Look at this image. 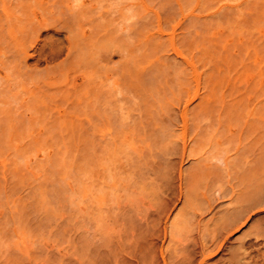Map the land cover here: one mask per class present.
Returning <instances> with one entry per match:
<instances>
[{"label":"bare ground","instance_id":"1","mask_svg":"<svg viewBox=\"0 0 264 264\" xmlns=\"http://www.w3.org/2000/svg\"><path fill=\"white\" fill-rule=\"evenodd\" d=\"M108 1L110 2L108 5L112 4L109 7L115 9L117 15L113 20L111 17H106L107 20L110 19L106 23V27L109 26V23L113 30H110V27H108V30H110L108 31L103 27L104 25L101 26L102 20L98 21L100 23L96 22L95 24L96 17H94V21L91 20L92 18L90 21H87L88 24H86L89 25L87 29L89 30L86 31L84 28L85 23L82 22L83 16H85V14L87 15L88 12L85 10L88 9L85 7L87 6L86 4L80 3L82 5L81 8L80 4V6H77L73 3L75 6L73 8L72 5H70L72 0L70 3H68V0H0V66L2 67H0V83L3 81L1 76L2 73L5 76L4 81L10 76V81L6 80L7 86L10 88V82L13 83L16 80L15 72L12 73L13 70L18 71V73L21 71L23 72L22 74H25L29 78L30 83L25 82L24 76H21L22 74L20 73L21 75H17L19 76L17 77V79H19V81L17 80L18 84L16 82L13 84L11 83L12 86L17 84V86L20 87L19 85L21 82L22 86L18 94L22 96L24 91V96L26 94L25 92L31 96L32 99L27 97L28 94H26L25 97L28 99H26V101L23 99L24 96L22 97L24 105H27L29 99L31 100L29 101L31 104L28 103L27 105L28 109H30V107L32 108V110H29L32 111L29 113V115L31 114V118L35 116L33 112L36 114L40 113L39 121L37 120L36 123V119L34 120L36 124H33L32 122L34 121L29 120L30 118H26V120L24 118L26 122H23L28 125H26L27 127L25 128H28L27 131H31L34 126L36 129L37 124L40 125L37 127V132L39 130L38 133L33 129V133H37V140L42 144L43 142H45V144L53 143L55 148L54 151L52 150L54 149L53 146H47V150L51 149V151H53L47 155L45 154L48 153V151L46 152L44 150L46 146L43 149V152L45 151V160L47 161L44 160V162L46 166L48 165L51 169L46 168V166H44L45 163L44 165L41 163L43 161L37 163L38 160L32 162L31 159H29L32 156L31 158L35 160V155L33 153L37 150L40 151L39 149H34L36 148L34 145V148L30 146V144H35L32 143L33 140L36 142L35 139L31 140L35 134L31 132V134H33L31 135L29 131L27 134L26 129L21 132V134H27V136L26 134L24 135L25 137L20 134L19 138L17 134H13L14 130H19L20 133L21 129L18 128L19 126L17 125H20L19 123L22 121L14 119L15 116L16 119H18V106H16V102L13 101L14 98H8L7 102L6 98L2 97L5 95H2L4 90L0 88L2 90H0V102L3 104L2 107L6 105L5 109H7V111L4 108V110H0V128L2 127L0 129L2 132L0 135V143H5V145H0V156L2 152L7 156L8 154L4 152L8 151L4 150L7 149L6 146H10L7 149L10 152L8 157H5V155L1 156L5 159H3V163H1L0 166V177L1 179L4 177L2 171H5L6 174L9 173L10 175L7 174L9 177L12 174L14 175L11 176L12 179H7L6 177L9 184L12 182L10 185L8 184V188H6L7 186H3V184L2 187L0 183V186L3 188H0V191L2 192V190H4L2 192L3 194H1V192L0 194H6L10 191L9 188L12 189V191H10L12 194H14V191H19V187L24 186L25 183L22 185L18 182H26L27 179L30 180L31 175L36 172H38L36 174L42 176L44 173L47 174L46 171L48 169V172L52 171L53 174V176H51V173L49 176H47L49 173L47 175L44 174V178L35 174V179L34 177H32V179L35 180L36 185L33 181H27L28 185L26 183V186H29V184L31 185L29 188H34H31L33 191L29 188L26 189V186H24L25 190L32 191V193L34 192V194L28 192L31 196L34 195L31 197L27 191H24L26 195L34 199V204L31 199L29 203L32 202L31 204L34 205L35 208L34 206L30 207L26 204L28 201L24 200L25 197L15 200L9 198L10 195H12L10 194L8 200V195L6 194L7 196L4 200L2 199L4 197L0 196L2 197L0 198V210H3L2 216H4L5 213L7 214V216H4L5 218L0 215V219L3 220L2 222L0 221V259H4L5 263L7 262V264H9V259L14 258L12 257V253L16 252L15 257H17V255L21 257L25 255L23 260L24 258H29L27 260L29 262L32 257L30 258L27 256L31 253L28 252L30 249L27 250V247L31 244V241L34 243L31 245H39V247L36 246V248H41L42 250L43 246L39 239L42 236H46V238L43 237L44 239L41 238L42 241L45 242L50 238L48 237L50 235L48 232H45V230L44 232L41 230V223H38L37 221L39 220H37V217H34L39 214L41 219H45V217L51 220L54 218L57 220L59 219L61 220V225L65 222L70 225L73 223V220L75 221L77 215H80L77 219L85 217L87 221L92 223L90 224L93 225L92 228L94 230L90 228L91 225L88 226L89 229H85L86 231L83 227L87 228V226H74L76 223L71 224V228L67 226L70 230L77 229V227L80 228L73 232L77 233L76 235L78 236L80 234L82 236L85 234L84 238H87V233H89L88 236L90 235V232H88L89 230H93L91 234L92 238L90 236L88 237L92 240L98 236L112 239V235L110 236V234H112L110 232L113 231L111 228L112 226H116L120 233H125L127 235L124 237L126 238L125 240L131 235L130 230H135L139 227L142 228V226H144L146 231H150L151 233V231H155L159 227L157 226V228L153 230L156 227V222L161 223L160 221L164 218L163 240L167 245L163 250L168 251L165 253H163L164 251L162 252V264H196V254H199L201 257L197 264H210V261L222 252L225 253V255L222 253L223 258L219 260L222 264H264V217H262V215L260 216L261 213H264V0H245V2L243 0V4H239V2L236 4L239 0H224V2L227 1V5L228 2H231V5H224V7L221 6V4L217 10L218 12L216 11L212 16L205 15L203 16L204 18L196 14V10H199L203 6L193 5L196 0H180L178 3L176 2L178 11H176V9L174 11L169 3L164 4L166 2L162 1V3H164L160 4L161 0H158L156 4V0H151L153 3L155 2V7L157 8L155 9L154 6H151L152 9L157 11L160 9V11L164 12L168 10V12L166 11L165 13L160 11L157 13L156 11L157 14L154 10L153 15L148 11L150 10L147 5V2H149L148 0H132L135 2H133L134 4L132 5L125 3L127 0ZM132 1L130 0L129 2ZM219 1L217 2L220 3ZM221 2H223V0ZM234 3L235 5H232ZM216 4L217 3H215V5ZM224 4H226V2ZM165 5L170 6L171 11L173 10L174 13L169 12V8L165 7ZM207 5H209V3ZM216 6L213 5V7ZM76 7L80 8L76 10ZM197 7H199V9ZM132 8L137 12L139 19H142H138L139 21H137L136 25H132V22L128 24L124 23L125 21L127 22L129 17H127L126 14L130 12L129 9L132 10ZM179 12L181 16L184 14L185 19H183L181 23H185L184 21H187V23H185L186 26L184 27V31V28L179 23L177 25L175 24L176 22L172 23L173 25L175 24L183 28H180V30L178 27V30L183 31L180 32V35L178 34L179 31L176 30L175 33V31L172 30L175 34V38L177 37L178 40L170 37L171 42L173 39L176 40L173 41L176 44L175 47L180 46L176 48V53L180 58L182 57L180 62H174L169 57V53H167L168 57L165 55V53L168 52L166 51L168 50V45H170L167 42L168 39H166L168 35L165 37L162 35L167 32V30L164 31L163 27L167 29L169 24L173 22H169L171 19L169 15H173L175 19L174 14H178ZM161 13L163 16H160ZM179 14L178 16H180ZM149 15L157 19L155 24L152 22L155 26L149 24L152 18V16L150 17ZM167 15L168 17H166ZM131 17L130 21L133 20ZM160 17L168 19L165 20L163 18L162 20ZM100 18L104 17L100 16L98 19ZM117 19L118 21L120 19L122 22H117ZM50 20L58 21L55 25L59 22L61 23L62 20L63 29L67 32L65 36L67 45H63L62 42L52 37L42 38L40 34L41 30H46L49 29L50 26H53L50 24ZM146 20H148V22ZM113 22L117 23L115 24V28L114 24L112 25ZM161 22L163 25V22H165V26L162 25L163 29H161ZM178 22L180 21L178 20ZM123 23L126 24V26ZM212 24L214 25V29ZM118 25H124V27L121 28V26L119 27ZM149 25H152L153 30L156 29L155 31H158L156 35L155 33H153V36L150 35L152 33L150 31L152 27L150 28ZM208 25L210 29L214 31L210 32V29L208 30L207 27ZM176 26H172V28L174 27L176 29ZM161 30H163L164 33L161 34ZM169 35H171V31ZM33 38L37 39H34V41H36L35 43L34 41L32 42ZM163 40H166L165 42L167 45H165ZM37 42H42L43 45L50 46L51 50H53L52 52L55 53V51H57L58 54L55 53L56 55H59V53L63 51V48L66 49V58L63 62L53 67L54 69L50 68V70H48L50 72H46L44 76L40 77L37 75L36 68L28 64V59H31V55L34 56L33 53H29L31 44L33 48V44ZM132 42H134L136 44L135 47L138 48L136 51V48L132 47L134 46ZM47 43L49 45H47ZM54 53H52V56ZM114 55H118L120 56L119 58H121L118 59L120 60V62H118L119 64L117 63L118 65L112 63V57ZM73 69L84 70V72L81 71L82 76L75 78V80L72 78L73 80L71 81L73 84L67 82L66 85H70L62 88L53 86L55 84V86H57V83L51 80V77L53 76V79L56 75L55 73L61 76L63 72H66L65 74L69 78L72 75H68L70 74L68 71ZM88 69L98 70L97 72H100L95 78L93 77L95 74L91 76V72L89 74V72L86 71ZM8 71L12 73V76ZM6 73L10 75L8 76ZM34 73L36 74L33 75ZM14 74L15 77H13ZM23 81L26 85H24ZM4 86L6 87V84L3 85L2 83V85H0V87ZM29 86L31 88L33 86L34 89L30 90ZM8 87H6V91L11 89H8ZM27 88L29 89L27 90ZM11 91L13 92V88L9 93H11ZM36 98L39 99L36 100ZM183 100L184 102H182ZM9 101L12 102L11 106V102ZM51 101H54V103L61 102V104H67V108L65 107L66 105L62 107L63 104H57L58 107L55 108L56 110L60 108L62 112L64 111V114L58 112L60 109L56 111L58 118L63 115L62 118L55 119L57 116L54 115V110L50 108V105H47L52 103ZM6 103L9 105L7 106ZM33 103H40L42 105L40 106L39 104L41 107L39 112H37L39 106L33 105ZM12 106H15L17 109ZM34 106L35 108L37 107L36 111ZM42 108L45 113H43ZM46 108L49 112L53 113L47 114L48 117H50L49 121L50 119L52 120V118L55 119L53 121L54 123L51 121V125H49L50 122L48 121V117L44 116L48 113ZM8 109H14V112L10 110L14 117ZM15 110H18V114ZM9 112L11 113V117ZM1 113L4 114L1 116ZM81 113L82 116L85 117V120H80L78 123H76V120L73 122L71 120L72 118H68V121L65 117L67 114H77L76 116L78 118V115H81ZM59 114L61 115L59 116ZM21 117L23 118L24 116ZM10 118L13 120L11 119L10 121ZM43 118L44 120L46 118L47 120L45 121L49 122V124H43L45 123ZM27 119L33 125L28 123ZM14 120L15 122H13ZM13 123H17V125H13ZM25 124L22 123L23 126ZM14 126H16L17 129L14 128ZM23 126L22 129L24 128ZM46 126L47 128H45ZM3 128L4 130H2ZM8 128L13 129H9L8 131L12 132L13 136L16 135V137H14L18 138V141L17 139L16 141L15 139L13 140L11 137L7 138V135H12L5 133L8 132L6 130ZM39 128L42 129L43 132H40ZM53 129L56 132H54ZM56 129H59V131ZM44 130L45 132H50L45 133ZM61 130H63V134L68 132L66 136L70 141L66 138L67 141L63 139L66 137L65 135L62 138L64 141H61V138L59 139L58 136L60 134L58 133H61ZM179 130L184 135H191L189 138L190 145L184 140L182 143L179 142L181 140L180 138H183L181 132V136H178L179 133H176ZM76 131L80 136L79 139H81V148L80 150L78 148L80 153H77V148H73L74 146H69L74 145L72 144L73 142L75 143L73 140L78 139L73 137ZM16 132L17 131H15V133ZM72 132L75 133L72 134ZM39 133L48 135L43 136L42 134L39 135ZM49 133H51V135ZM55 133L58 135H55ZM69 133L72 134V136ZM29 135L30 137H28ZM52 135L57 136V139ZM42 136L48 137L45 140ZM69 136L73 140L70 139ZM39 137L44 139H42L43 142L40 141ZM22 138L25 144H29L30 142L29 147L34 149L33 151H36L32 153V149L30 148L31 150L29 151V149H27L28 146L25 144L24 146L26 149L22 145L18 146L20 148H17L15 145L18 143L22 144ZM28 138L31 141L28 142ZM2 139L7 142L3 143ZM10 139L12 142L8 141ZM53 139L55 141H61L62 147L65 141L66 145L71 141L72 143L67 147L64 145L61 149L59 147L61 143L59 144L57 141V144ZM26 140L27 142H25ZM8 142H10V144ZM35 145L38 148L41 146L40 144L39 146L37 144ZM12 146L20 149V152H18L17 149L15 150ZM41 147L43 148V146ZM11 148L14 149L15 153ZM23 150L29 151L28 154H26L27 152L22 153L21 151ZM16 153L18 156H15ZM24 153L28 157L30 155V157L28 158ZM80 154L81 159L80 157L77 159ZM11 155L14 156V158ZM76 155L77 157H75ZM15 157L18 159L20 158L22 164H25L19 166L21 162L18 161H20V159L16 161ZM10 158L13 159L11 160ZM26 158L31 162H27L28 159L26 161ZM7 159H10L11 163L7 161ZM1 160L2 158H0V161ZM5 160L8 164H4L6 162ZM186 161H191L188 168L183 167ZM26 164H31L29 165V169L35 164H41L46 169L41 167V165L34 166L32 170H29L33 171V173L31 172L32 174H30L27 171L28 169L24 171ZM10 166L16 167V170L14 171L15 168ZM39 166L40 169L35 168ZM3 167L7 169V172L6 169L3 170ZM10 168H13V170ZM41 168L43 171H41ZM21 169H24L22 171L24 173L21 172ZM39 170L43 173L40 174ZM21 173L22 176L19 175ZM25 173L29 175L27 174V176ZM57 175L59 181L57 180ZM149 176L150 178H148ZM19 177L21 179L24 178L22 179L23 181ZM37 177H39L38 183ZM173 178H176L178 181V201H180L181 198L183 199L182 208L179 210L177 209L178 211L173 216L171 215L172 213H168L166 217H164L166 211L170 209L169 205H171L174 200L170 202L171 199L169 201L168 198L166 201L162 200V202L159 198L160 195L158 196L157 194H161L163 190H166V187L170 186V182L172 180L174 181ZM1 179L0 181L3 182L5 177L3 181ZM69 179L71 180V184H74L72 186L75 187H71V189L74 188L72 189V193H70L71 191L68 187V185H70ZM93 179L97 188L94 193L91 192L90 188V183ZM148 179H151V181L149 180L147 184ZM55 180L58 181V187L55 186ZM137 182L141 183L137 184ZM161 182L166 184H161ZM45 183H48L46 187H50L51 189H47ZM156 183H159V186L156 185ZM12 185L13 188L11 187ZM14 186H17L18 189L17 187L14 188ZM43 186L46 190H49V192L46 191ZM65 187L68 190H65ZM22 188H20V190ZM169 188H171V186ZM52 189L53 191L54 189L57 191V195L55 193L56 191L54 193L52 192ZM64 190L68 195L63 194L66 193ZM160 190L162 191L160 192ZM184 190L186 191L182 192ZM59 191L60 194H58ZM131 191L136 193L137 198L139 196V198H145L142 200H134L132 199L133 194ZM46 192L50 193V197L51 194L55 195L49 199ZM59 195H63L61 199L69 200L68 206L67 202L65 203V201L59 198V203L64 202L60 204L61 207L67 208V212L65 208H59L60 205L58 202V204L56 203L58 199L57 196ZM77 195L79 197H77ZM155 195L157 196V201L154 198ZM150 199L155 200V203ZM10 200H15V202L11 203L12 201ZM22 200H24L23 203ZM108 201L110 203L112 201V205H110ZM104 202L105 206L103 205ZM157 202L159 203L156 204ZM53 203L55 207L58 206L56 208L57 212L54 209L55 207L51 205ZM79 205L80 207L82 205L81 212L78 210ZM109 205L111 207H108ZM105 207L107 210L104 209ZM27 208L29 212L33 210L29 213L26 211ZM70 208L74 215L72 212L68 214ZM63 210L66 212L67 217H70L71 213V219L73 218V220L70 218L67 219ZM58 211L63 212V218ZM32 212L35 213L34 216ZM25 215H28L27 217L31 215L30 218H27L28 221L31 220L32 222V217L35 219L33 223L34 225L36 222L39 224V226H37V224L36 226L39 228L38 231L43 232L41 233L43 235H40V232L38 233L37 231L34 233H38L37 235H39V237L34 236L31 222H26L27 219ZM136 216H139L140 220H137L138 217ZM256 216L259 218L258 220L254 219ZM41 219L39 222H41ZM45 220L42 221L44 222ZM131 220H133V223L135 221V223L133 224ZM252 220L255 221L252 222ZM48 221H45V223ZM130 221L131 223H127V226L124 224ZM81 222L82 225L85 224L83 220ZM120 222L123 223L126 228H130L125 230V226L122 224L123 227L120 225L122 228H119ZM250 222L252 223L249 225ZM27 223H29L28 225H30L32 229H29L30 226L28 227ZM115 224H118V226ZM135 224H137L136 227ZM147 225L149 227H146ZM36 226L35 228L37 229ZM10 227H12L13 232L11 233H13V235H11V238H7L8 240L3 239L5 240L3 241L1 239L4 238L2 237L3 235L7 234V236L10 237V234L5 231L6 229L7 232H10ZM7 228H10V230ZM117 228L115 229L117 230ZM123 228L124 231H128L129 234L123 230V232H121L120 229ZM243 228H246V230L242 232ZM66 229H64L65 231H63V233L66 232ZM115 229L114 234H116V236H113L116 241L115 243L124 240L123 237L116 233L118 230L116 231ZM142 229L141 231H143ZM137 231L138 229L136 232ZM47 233L48 235H46ZM156 234L159 233L157 232ZM134 235L130 236L128 239L130 240L132 237L134 240L138 236V240L140 238L142 239V236H144L141 234V237H139L140 233L136 237ZM147 235H149V233ZM150 235L149 237L147 236L149 239L146 237L148 240H150L155 233H152L151 237ZM155 236L153 238L157 240L158 237ZM144 237L143 239H145V242L146 238ZM88 238L86 240H88ZM131 240L129 242L133 243ZM142 240H138L140 244ZM135 242L134 240V244ZM150 242L152 241H149V243ZM134 244L132 246H134ZM167 247L168 249H166ZM29 248H31V246ZM22 251L24 252L22 253ZM17 252H20V254ZM10 253L11 256H9ZM34 257L37 256L34 255L33 258ZM37 259H40L42 262V258L39 257L32 260L37 261ZM14 261L16 260L11 261V263L14 264ZM36 261H34V264ZM16 263L17 261L15 264ZM213 263L220 264L218 261Z\"/></svg>","mask_w":264,"mask_h":264},{"label":"rangeland","instance_id":"2","mask_svg":"<svg viewBox=\"0 0 264 264\" xmlns=\"http://www.w3.org/2000/svg\"><path fill=\"white\" fill-rule=\"evenodd\" d=\"M68 1H69L68 3L71 2V0H68ZM125 1H126V0H125ZM129 1H130V0H127V2H125V3L130 4V5H132V4L135 3V2L132 1V0H131L132 2H129ZM148 1H149V2H147V3H148L147 5H148V9H150V10H148V11H150L149 13H151V14L153 15V11H154L155 9H157V8L155 7V6H156V5H155V2H156V4H157V1H158V0H156L154 3H153L154 0H153V1L148 0ZM159 1H160V0H159ZM162 1L166 2V3L163 2L164 4H168V3H169V5L173 7L172 9H174V11H175V9H176V11H178V10H177V7H176V6H177L176 4H177L178 1H180V0H177V1H176V0H161V3H160V4H163ZM206 1H207V0H205V1H204V0H199V1L196 0V1L193 3V5H200V7L203 5V6H202L203 8H202V7L200 8L201 10L199 9V7H197V8L199 9V10H196V14H197V15L202 16V17L205 16V15H206V16H207V15H211V16H212V15H214V13H216V11L219 9V7H220L221 4H222L221 6H224V5H225V6L231 5V2H230V3L228 2V5H227V1H225L226 4H224V3H225L224 0H223V2H221L222 0H220V1L217 0V1H219L220 3H218L216 0H214V1H212V0H211V1L208 0L207 2H206ZM246 1H248V0H246ZM128 2H129V3H128ZM133 2H134V3H133ZM176 2H177V3H176ZM238 2H239V4H243V3H242L243 0H239V1H237L236 4H237ZM244 2H245V0H244ZM73 3H74V5H77V6H78L80 3H81V4L83 3V4H86V5H87V6H85V7L88 8V9H85V8H84L85 10L88 11V12H87V15L85 14V16H83V21L81 20L83 23H85V27H84V28H85L86 31L89 30V29H87V28H88L87 26H89V25H87V24H88L87 21H88V20L90 21L91 18H92L91 20L94 21V17H96L95 24H96V22H98L99 20H100V21L102 20V24H101V26L104 25L103 27H105V28L108 30V27H110L111 24L108 23L109 26L106 27V23L108 22V20H110V19L107 20V18H108V17H109V18L111 17V19L113 20V19H115V18L117 17L116 12H115V9H112L111 7H109V6H111L112 4H111V5H108V4H110V2H109L108 0H107V1H103V0H72V2L70 3V5H72V7L74 8L75 6L73 5ZM125 3H124V4H125ZM149 3H150V4H149ZM180 3H181V2H180ZM202 3H203V4H202ZM208 3H209V5H207ZM215 3H217V4H216L217 6L215 5ZM232 3H233V2H232ZM81 4H80V5H81ZM122 4H123V3H122ZM152 4H153V5H152ZM204 4H206V5H204ZM218 4H219V5H218ZM245 4H246V3H245ZM80 5H79V6H80ZM173 5H175V6H173ZM213 5L216 6L217 8H216V7H213ZM232 5H235V3L232 4ZM151 6H152V7L154 6L155 9H152ZM170 6H168V5L166 6V5H165V7H168V8H169V12H173V13H174L173 10L171 11V7H170ZM225 6H224V7H225ZM112 7H113V6H112ZM150 7H151V8H150ZM157 7H158V6H157ZM175 7H176V8H175ZM76 8H77L76 10H78V8H80V7H76ZM81 8H82V5H81ZM107 8H108V9H107ZM151 9H152V10H151ZM76 10H75V11H76ZM105 10H106V11H105ZM129 10H130V12H128V13L126 12V13H127L126 16H127V17L129 16L127 22L125 21L127 18H126L125 20H123V21H125L124 23H126V24L132 22V25H136L137 21H139L141 18L139 19L137 12H135V10H134L133 8H132V10H131V9H129ZM158 10L160 11V9H158ZM164 10H165V9H164ZM220 10H221V9H220ZM220 10H219V11H220ZM112 11L115 12V13H113ZM125 11H126V10H125ZM148 11H147V12H148ZM156 11H157V10H155L154 12L156 13ZM159 11H157V13H158ZM166 11L168 12V10H165V12H166ZM101 12H102V13H101ZM104 12H105V13H104ZM110 12H111V13H110ZM134 12H135V13H134ZM160 12L163 13L164 11H160ZM165 12H164V13H165ZM199 12H200V13H199ZM217 12H218V11H217ZM85 13H86V11H85ZM99 13H100V14H99ZM108 13H109V14H108ZM155 13H154V16H155ZM157 13H156V14H157ZM162 13H161L160 16H163ZM179 13H180V12H179ZM179 13H178V14H179ZM82 14H83V12H82ZM98 14H99V15H98ZM104 14H105V15L107 14V15L105 16ZM129 14H130V15H129ZM132 14H133V15H132ZM159 14H160V13H159ZM159 14H158V15H159ZM178 14H174V15H175V19H174L173 15L170 16V15L168 14V15H169V18H171V19L169 20V22H171V21H173V22L170 23L171 26H170V24H169L168 22H166L167 24H169V26H168L167 29H166V27H163V28H164V31L167 30L166 33H164L163 30H161V32H160L161 34L164 33V34L162 35L163 37H165L166 35H168V36L166 37V39H168L167 42H168V44H170V45H168V50H166V51H168V52H166V53L164 52V53H165V55H166L167 57H168V55H169V57L171 58V60H173L174 62H180V61L182 60V59H181L182 57L180 58V56L176 53V48H177V47H180V46L175 47L176 44H175V42H173V41L178 40V38H177V37L175 38V34H174L173 31H175V33H176V30L179 31L178 34L180 35V32H183V31L185 30V28H184V27L186 26L185 23H187V21H184L185 23L182 22V23H183V25H182L181 21L184 19V14L182 15L183 17L181 16V13L179 14L180 16H178ZM131 15H132V17H131ZM134 15H135V17H134ZM152 15H149V16L151 17ZM168 15H167L166 17H168ZM100 16H103L104 18H100V19H98ZM107 16H108V17H107ZM154 16H152V18L150 19L149 24H152V22H154V24H155V22H156L157 19H155L156 16H155V18H154ZM164 16H165V14H164ZM176 16H177V17H176ZM106 17H107V18H106ZM130 17H131V19H133V20L130 21ZM146 17H147V16H146ZM181 17H182V18H181ZM163 18H164L165 20L168 19V18H165V17H163ZM163 18L160 17V19H162V20H163ZM172 18H173L174 20H173ZM178 18H179V19H178ZM185 18H186V17H185ZM203 18H204V17H203ZM138 19H139V20H138ZM55 20H56V19H55ZM105 20H106V22H105ZM141 20H142V19H141ZM162 20H161V21H162ZM178 20H179L180 22H178ZM184 20H185V19H184ZM59 21H60V20H59ZM116 21H117V22H122V21H120V19H119V21H118V19H117ZM128 21H129V22H128ZM146 21L148 22V20H146ZM167 21H168V20H167ZM50 22H51L50 24H52L53 26H50V28L47 27V28H49V29L41 30L40 34L42 35V38H43V37H52V38H54L55 40H58L59 42H62L63 45H67V42L65 41V36H66L67 32L63 29V26H62V20H61V23L59 22L60 24L58 23V24H56V25H55V23H57L58 21L56 22V21H54V20H53V21L50 20ZM174 22H176V23H175L176 25L179 23L184 29L181 28V26H176L175 24L173 25L172 23H174ZM83 23H82V24H83ZM86 23H87V24H86ZM98 23H100V22H98ZM98 23H97V24H98ZM104 23H105V24H104ZM124 23H123V24H124ZM163 23H164V25L162 24V22H161V24H160V25H161V29H163V28H162V25L165 26V22H163ZM113 24H114V28H115V26H116L115 24H117V23H114V22H113L112 25H113ZM118 24H120V23H118ZM126 24H124V25L126 26ZM154 24H152V25L155 26ZM167 24H166V25H167ZM124 25H122V26H121V25H118V26H119V27L121 26V28H122V27H124ZM152 25H149V27L151 28ZM212 25H213V24H212ZM60 26H61V27H60ZM83 26H84V24H83ZM98 26H99V25H98ZM128 26H129V25H128ZM172 26H176L177 28H176V29H175L174 27L172 28ZM59 27H60V28H59ZM119 27H117V28H119ZM178 27H179V29H180V28L183 29V31H180L181 29L178 30ZM207 27H208V30H209V29H210L209 25H208ZM150 28H149V29H150ZM155 28H156V27H155ZM171 28H172V29H171ZM211 28H212V27H211ZM109 29L111 30L112 27H110ZM213 29H214V25H213ZM110 30H108V31H110ZM112 30H113V29H112ZM117 30H118V29H117ZM152 30H153V27L150 29V31L152 32V33L150 32V33H151L150 35L153 36V35H154L153 33H155V35H156V33H157L158 31H155L156 29H154L153 31H152ZM157 30H158V29H157ZM172 30H173V31H172ZM99 31H100V30H99ZM99 31H98V33H99ZM119 31H122V30H119ZM119 31H117V32H119ZM162 31H163V32H162ZM170 31H171V35H169V34H170ZM212 31H214V30L210 29V32H212ZM122 32H123V31H122ZM124 32H125V31H124ZM101 33H103V32H101ZM113 33H114V32H113ZM120 33H121V32H120ZM172 33H173V34H172ZM114 34H115V33H114ZM116 34H117V33H116ZM118 34H119V33H118ZM123 34H124V33H123ZM173 36H174V37H173ZM176 36H177V35H176ZM170 37H171V38H175L176 40L173 39V41H172L173 43H172ZM34 39L37 40L36 38H33L32 42L34 41ZM54 39H53V40H54ZM163 39H165V38H163ZM169 39H170V40H169ZM163 41H164V40H163ZM165 41H166V40H165ZM165 41H164V42H165ZM32 42H31V43H32ZM35 42H36V41H34V43H35ZM63 42H64V43H63ZM178 43H179V42H178ZM39 44H40V45H39ZM133 44H134V46H132V47H135L136 44H135L134 42H132V45H133ZM174 44H175V45H174ZM29 45H30V43H29ZM36 45H37V46H36ZM42 45H43L42 42H41V43H40V42H37L36 44H33V46H34V47H33L34 49H33V48H32V44H31V48H30V50H29V53H30V54L33 53L34 56L31 55V59H30V58L28 59V64H30L31 67L36 68L38 77H40V76H44L46 72H50V71H48V70H50V68H53V67H55L56 65L60 64V63L63 62V60L66 58V57H65V54H66V49H65V48H63V51H62L61 53H59V55H56L55 53H57V51H55V53H54V52H52L53 50H51L50 46H45V45L42 46ZM47 45H49V44L47 43ZM165 45H167L166 42H165ZM179 45H180V44H179ZM130 46H131V43H130ZM170 46H171V47H170ZM44 47H45V48H44ZM164 47H165V46H164ZM166 47H167V46H166ZM48 48H50V49H48ZM135 48H136V47H135ZM135 48H134V49H135ZM31 49H32V50H31ZM41 49H42V50H41ZM64 49H65V50H64ZM137 49H138V48H136L135 51H136ZM179 49H181V48H179ZM34 50H35V51H34ZM40 50H41V51H40ZM164 50H165V49H164ZM50 51H51V52H50ZM38 52H39L40 54H39ZM37 53H38V54H37ZM52 53H54V55H56V56H54V55L52 56ZM167 53H169V54L167 55ZM184 53H185V52H184ZM35 54H36V55H35ZM41 54H42V55H41ZM57 54H58V53H57ZM135 54H136V52H135ZM188 55H189V54H188ZM183 56H184V55H183ZM32 57H33V58H32ZM50 57H51V58H50ZM119 57H120V56H118V55H114V56L112 57V63L115 64V65H118V64H119L118 62H120V60H118V59H121V58H119ZM186 58H187V57H186ZM117 63H118V64H117ZM0 67H1V66H0ZM1 68H2V67H1ZM1 68H0V69H1ZM199 68H200V67H199ZM53 69H54V68H53ZM51 70H52V69H51ZM89 70H90V69H88V70H86V71H88L89 74H90V72H91V76H93V75L95 74V75L93 76V77H95V78L98 76V74H99V72H100V71L97 72L98 70H90V71H89ZM70 71H71V72H70ZM70 71H68V73H70V74H68V75H72V76H70L69 78H68L67 75L65 74L66 72H63V73L61 74V76L58 75V73H55L56 75L53 74V75L56 76V77L54 76V78H55L56 81L54 80V78L52 79L53 76L51 77V80H53V82H56V83H57V86H55V85H56L55 83H54L55 85H53V84H52V85H53L54 87H58V88L68 87L70 84H69V85H66L67 82H69V83L71 82V83H72V81H71V80H73L72 78H74V80H75V78H79L80 76H82V75H81V71L84 72V70H80V69H73V70H70ZM72 71H73V73H72ZM86 71H85V72H86ZM92 71H93L94 73H93ZM198 71H200V70H198ZM3 72H4V71H3ZM8 72H9V71H8ZM14 72H15V74H16V77H15V74L13 75V77H15L16 80H15L13 83L16 82V83L18 84L17 80L19 81V79H17V77H19V76H17V75H19L20 73L22 74L23 72L20 71V73H18V71H14V70H13L12 73H14ZM33 72H34V71H33ZM41 72H42V73H41ZM88 72H87V73H88ZM4 73H5V72H4ZM9 73H10L11 76H12V73H11V72H9ZM9 73H6V74H8V76H9V75H10ZM17 73H18V74H17ZM21 74H20V75H21ZM35 74H36V73H34L33 75H35ZM40 74H42V75H40ZM64 74H65V75H64ZM82 74H83V73H82ZM63 75H64V76H63ZM1 76H2V78H3V81H1V82L3 83V85L6 84V87H8V86H7V81H6V80H9L11 77L9 76V77L4 81V77H5V76L3 75V73L1 74ZM21 76H24V78H25L26 80L28 79V80L26 81L24 78H22V79H24L25 82H29V78H28L25 74H22ZM21 76H20V77H21ZM65 76H66V77H65ZM189 76H190V75H189ZM67 78H68V79H67ZM20 79H21V78H20ZM1 80H2V79H1ZM9 81H10V80H9ZM9 81H8V83H9ZM12 81H13V80H12ZM24 81H23V82H24ZM79 81H81V80H79ZM190 81H191V78H190ZM25 82H24V85H26ZM59 82H60V83H59ZM73 82H74V81H73ZM191 82H192V81H191ZM2 83H0V85H2ZM11 83H12V82H10V85L8 84V85L10 86V88H11V89H10V88L8 87V89L12 90V88H13V92L11 91V93H9L10 90L6 91L7 88H6L5 86H4L5 88H4V87H0V88H2V90H4V91L2 92L3 94H2V93H1V94H2V95L5 94V95L2 96V97H3V98H6V100H7L8 98H14L13 101L16 102V106H18L17 108H18L19 111H18V110H15V112H16L17 114H18V112H19V114H20V116H19V114H18V116H17L18 119H16V116L14 117V115H13V113H12V112H14V111H13L14 109H10L12 112L8 109V110L12 113V115H13V117H14L15 120L22 121V122L19 123V124L21 125V127H20V125H17V123H13V125L16 124L17 126H19L18 128H21V129H22V126H23L22 123L25 124L24 122H26V121H25L26 118H28V119L30 118L29 120H31V121H34V120L36 119V123H37V120L40 119V118H39V117H40V113L36 114L35 112H33V114H35V116H34V117L32 116V118H33V119H32V118H31V114L29 115V113H31L32 111H29V110H32V108H31L30 106H33V105H37V106H39L40 103H39V104H36V103L34 104V103H33V105H30V106H29L30 109H28L27 105H28V103L31 104V102H29V101H31V100L29 99V101L27 102V105H24L23 100H22V97L24 96V91H23V95H22V96H20V94H18V92L20 93L19 89H20V87L22 86V85H21L22 83L20 82V85H19L20 87H18L17 84L14 85V86H12ZM13 83H12V84H13ZM29 83H30V82H29ZM29 83H28V84H29ZM28 84H27V85H28ZM58 84H59L60 87L58 86ZM60 84H61V85H60ZM62 84H65V85H62ZM72 84H73V83H72ZM29 85H30V84H29ZM192 85H194V84H192ZM11 86H12V87H11ZM30 86H31V85H30ZM30 86H29V87H30ZM14 87H15V88H14ZM17 87H18V88H17ZM26 87H27V86H26ZM3 88H4V89H3ZM16 89H17V90H16ZM28 89H29V88H27V90H28ZM31 89H34L33 86H32V88L30 87V90H31ZM0 90H1V89H0ZM2 90H1V91H2ZM1 91H0V92H1ZM14 91H16V92H14ZM21 91H22V89H21ZM25 93L28 94L27 92H25ZM13 94H14V95H13ZM21 94H22V93H21ZM26 94H25V96H26ZM12 95H13V96H12ZM25 96L23 97L24 101H26L27 97L31 98V96H30L29 94H28L27 97H25ZM0 97H1V96H0ZM3 98H2V99H3ZM31 99H32V98H31ZM38 99H39V98H38ZM38 99L36 98V100H38ZM11 100H12V99H11ZM21 100H22V101H21ZM27 100H28V99H27ZM54 101H56V100H54ZM54 101H53V102L51 101L52 103L47 104V105H50V108H51L52 110H54V111H53V112H54V115L57 116V118H55V119L62 118L63 115H62V116H60V115H61V114H64V111L62 112V110H61L60 108H58V109H60V110L57 109L59 113L61 112V114H59L60 117L58 118V114H57V112H56L57 110H56L55 108L58 107L59 104L62 105L63 103H62V104H61V102H60V103H57V102L54 103ZM7 102H8V100H7ZM9 102H11V101H9ZM14 102H13V105H14ZM32 102H33V101H32ZM49 102H50V101H49ZM182 102H184V100H183ZM0 103H1V102H0ZM47 103H48V102H47ZM1 104H2V103H1ZM1 104H0V105H1ZM6 104H7V106L9 105L8 103H6ZM11 104H12V102L10 103V106H11ZM52 104H53V105H52ZM54 104H56V105H54ZM57 104H58V105H57ZM4 105H5V104H4ZM65 105H66V106H65ZM2 106H3V104L1 105L0 110H1V109L4 110V109L6 108V107H5L6 105H5L4 107H2ZM10 106H9V107H10ZM40 106H42V105L40 104ZM40 106H39V107H40ZM64 106H65L66 108L68 107L66 103L63 104L62 107H64ZM12 107H13V106H12ZM39 107H38L37 112H39V109L41 110V107H40V108H39ZM48 107H49V106H48ZM48 107H47V108H48ZM53 107H54V108H53ZM3 108H4V109H3ZM13 108H16V107L14 106ZM17 108H16V109H17ZM34 108H35V106H34ZM36 108H37V107H36ZM36 108H35V111H36ZM47 108H46V111H48ZM27 109H28V110H27ZM62 109H63V108H62ZM5 110L7 111V109H5ZM44 110H45V109H44ZM52 110H51V111H52ZM17 111H18V112H17ZM28 111H29V112H28ZM33 111H34V110H33ZM42 111H43V108H42ZM42 111H41V112H42ZM10 112H9V113H10ZM26 112H28V113H26ZM11 113L9 114L10 117H11ZM43 113H45V112L43 111ZM49 113H50V114H53V113H51V112L48 111V113H46V115H44V116H45V117H48L47 114H49ZM55 113H56L57 115H56ZM2 114H4V113H1V116H2ZM6 114H7V113H6ZM21 114H22V115H21ZM65 114H66V113H65ZM54 115H53V116H54ZM76 115H77V114H76ZM76 115H68V114H67V116L65 115V117H66V119H68V118H69V119L72 118L71 120H72L73 122H74V120H76V121H77V122L75 121L76 123H78L80 120H83V121L85 120V117L82 116V113H81V115H80V114L78 115V118H77ZM21 116H24V117L22 118ZM27 116H28V117H27ZM50 116H51V115H50ZM13 117H12V118H13ZM20 117H21L22 119H21ZM12 118H10V121H11ZM24 118H25V120H24ZM49 118H50V117H48V121H49ZM28 119H27V120H28ZM55 119H54V118H52V120L50 119V121H49L50 124H49V122L45 121V120H47V119L45 118V120H44V118H43V121H45V123H43V124H45V125H47V124L51 125V124H52L51 121L53 122ZM69 119H68V121H69ZM12 120H13V119H12ZM15 120H14L13 122H15ZM29 120H28V123L31 124V122H30ZM23 121H24V122H23ZM38 121H39V120H38ZM41 121H42V120H41ZM46 122H47V123H46ZM32 123H33V124H36L35 121L32 122ZM53 123H54V122H53ZM30 124H29V127H30ZM33 124H31V125H33ZM39 124H40V123H39ZM26 125H27V124H25V125L23 126V127H24L23 129H24V130H23V129H22V130L20 129V133H19V130H14V131H13V134H17V137H19V135L21 134V132H22V131H25V129H26V133H27V134H28V131H29V134H31V132L33 133V131H34L33 129H35V128H34L35 126H34L32 129L29 128V129H31V131H30V130L27 131L28 128H25V127H27L28 125H27V126H26ZM41 125H42V122H41ZM1 126H2V124H1ZM39 126H40V125L37 124V127H39ZM31 127H32V126H31ZM37 127H36V129H35V132H37ZM48 127H49V126H48ZM1 128H2V127H1ZM1 128H0V129H1ZM12 128H13V127H12ZM12 128H8V129H6V130L8 131L9 129H12ZM14 128L17 129L16 126H14ZM14 128H13V129H14ZM40 128H41V127H40ZM40 128H39V129H40ZM45 128H47V126H46ZM13 129H12V130H13ZM48 129H49V128H48ZM48 129H46V130H48ZM2 130H4V128H3ZM12 130H11V131H12ZM49 130H50V129H49ZM56 130H57V129H56ZM15 131H17L19 134H18L17 132L15 133ZM41 131H42V129H40V132H41ZM50 131H51V130H50ZM50 131H47V132H50ZM53 131H54V129H53ZM57 131H59V129H58ZM61 131H62L61 133H60V132L58 133V134H60V135L58 136L59 139L61 138V141H62L63 139H64V140L67 139L68 141H70V140L67 138V136H66V135H68V134H67L68 132L66 131L67 133H66V134H65V133L63 134V130H61ZM4 132H5V131H4ZM8 132H10V131H8ZM8 132H5V133H7V134H12V132H10V133H8ZM38 132H39V130H38ZM38 132H37V133H38ZM42 132H43V131H42ZM44 132H45V130H44ZM47 132H45V133H47ZM54 132H56V131H54ZM54 132H53V134H54ZM69 132H70V131H69ZM180 132H181V131L179 130V131L176 132V133H177V134L179 133L178 136H181V135H182L184 139L181 137L180 139H181L182 141L180 140L179 142L182 143L183 140H184L186 143H189V145H190V139H189V138L191 137V135L187 136L188 134L184 135L182 132H181L182 134H181ZM26 133H25V134H26ZM37 133H33V134H35V136H34L31 140L35 139L37 143H36L34 140H33L32 143H35V144H37V145L39 146V144L41 145L42 143H40V142L37 140V139H38V138L36 137V136H37V135H36ZM73 133H75V132H72V134H73ZM1 134H2V132L0 131V135H1ZM7 134H6V135H7ZM13 134H12V135H9V136L7 135V138H8V137H9V138L11 137L13 140L15 139V141H16V139H17V141H18V138H15L16 135H14V136H15V137H14ZM25 134H21V135L24 136ZM27 134H26V136H27ZM33 134H31V135H33ZM40 134H42V133H39V135H40ZM49 134L51 135V133H49ZM58 134L55 133V135H58ZM69 134H70V133H69ZM72 134H70V135L72 136ZM180 134H181V135H180ZM189 134H190V133H189ZM6 135H5V137H6ZM39 135H38V136H39ZM42 135H43V136H46V135H48V134H46V135L42 134ZM64 135H65L66 137H64ZM77 135H78V134H77V131H76V134H75L73 137H74V138H75V137L78 138L77 140H76V139L73 140V139L70 138V136H69L70 139H72L73 141H75V143H74V142L72 143V141H71V142H69V144L72 143V144H74V145H69L68 143H67V145H66V141H67V140H66V141H65V144H63V147H64V145H66L65 147H67L68 145H69V146H74L73 148H77V149H76V150H77V153H80L79 150H80V148H81V142H80L81 139H79L80 136L78 135V137H77ZM12 136H13L14 138H13ZM43 136H42V137H43ZM52 136H54V135H52ZM3 137H4V136H3ZM21 137H22V136H21ZM24 137H25V136H24ZM28 137H30V135H29ZM47 137H48V136H47ZM47 137H43V138H45V140H46ZM54 137L57 139V136H54ZM63 137H64V138H63ZM187 137H188V138H187ZM0 138H1V137H0ZM19 138H20V137H19ZM43 138H40V137H39L40 141L43 142V140H44ZM55 138H54V139H55ZM62 138H63V139H62ZM65 138H66V139H65ZM185 138H186V139H185ZM28 139H29V138H28ZM42 139H43V140H42ZM50 139H51V138H50ZM54 139H53V140H54ZM187 139H189V140H187ZM2 140H3V139H2ZM22 140H23V141H22ZM22 140H21L22 144H21V143H20V144H19V143H18V144L15 143V144H17V145H15V144H14V145L17 146V148H20V147H18V146H20V145L24 146V144H25V143H24V139L22 138ZM31 140L29 139L28 142L31 141ZM48 140H49V139H48ZM48 140H47V141H48ZM51 140H52V139H51ZM64 140H63V141H64ZM8 141L12 142L11 139L8 140ZM47 141H46V142H47ZM54 141H55V140H54ZM57 141H58V140H57ZM57 141H55L57 144H58V142H59V144L61 143V141H58V142H57ZM0 142H1V140H0ZM4 142H7V141H4V140H3V143H4ZM10 142H8V143L10 144ZM19 142H20V141H19ZM25 142H27V140H26ZM55 142H54V143H55ZM191 142H192V141H191ZM8 143H7V144H8ZM63 143H64V142H63ZM29 144H30V142H29ZM29 144H25V145L28 146L27 149H29V151H30L32 148H34V147H36V148H34V149H39V150H40V151H38V150L36 151V150H35L36 152L33 151L34 149L31 150L32 153L35 152V153H33V154L35 155V157H34L35 160H33V158H31L32 156L30 157V155H29V157H30V158H29V157L26 155V154H28L29 151L27 152V150H23V151H21V152H22V153H23V152H25V153L27 152L26 154H25V153H24V154H25L29 159H31L32 162H33V161H36V160H38L37 163L40 162V161H43V162H41V163H43V165H44V163H45V162H44V160H45V156H44L45 151H46V152L48 151V153H46L45 155H47V154L53 152V151H51V149H48V150H47V146H51V147L53 146V148H54L53 143H50V144H52V145H50V144H45V142H43V144L41 145V146H43V148H42L41 146L38 148L35 144H32V145L30 144V146H32V148H31V147H29ZM57 144H56V145H57ZM0 145H1V146H2V145H5V143H4V144L0 143ZM33 145H34V147H33ZM60 145H61V146H59V145H57V146H59V147L62 149V148H63V147H62V143H61ZM1 146H0V148H1ZM15 146H14V147L12 146V147L15 148V150H16L17 148H16ZM22 146H21V148H22ZM45 146H46V147H45ZM57 146H56V147H57ZM9 147H10V146H6L7 149H8ZM44 147H45V149H44ZM51 147H50V148H51ZM59 147H58V148H59ZM6 148H4V149H6ZM13 148H11V149H13ZM24 148H25V146H24ZM30 148H31V149H30ZM41 148H42V149H41ZM48 148H49V147H48ZM68 148H69V147H68ZM78 148H79V150H78ZM4 149H3V150H4ZM7 149L4 150V151H8V152H4V153H6V154L9 155L10 152H9V150H7ZM25 149H26V148H25ZM43 149L45 150L44 152H43ZM64 149H65V148H64ZM69 149H70V148H69ZM3 150H2V151H3ZM17 150H18V152H20V151H19L20 149H17ZM21 150H22V149H21ZM52 150L55 151V148L52 149ZM56 150H57V148H56ZM11 151H12V150H11ZM13 151H14V149H13ZM41 151H42L43 153H42ZM71 151H72V150H71ZM74 151H75V149H74ZM78 151H79V152H78ZM31 152H30V153H31ZM37 152H38V153H37ZM14 153H15V151H14ZM30 153H29V154H30ZM36 153H37V154H36ZM74 153H75V152H74ZM74 153H73V154H74ZM0 154H1V153H0ZM20 154H21V153H20ZM20 154H19V155H20ZM24 154H22V155H24ZM33 154H32V155H33ZM75 154H76V153H75ZM75 154H74V155H75ZM4 155H5V154H3V152H2V155H1V156H4ZM8 155H7V156L5 155V157H8ZM16 155H17V153L15 154V156H16ZM77 155H78V154H77ZM77 155H76L75 157H77ZM1 156H0V158H2V160L0 161V166H1V163H3V159H5V158H3V157H1ZM11 156H12V155H11ZM17 156H18V155H17ZM12 157L14 158V156H12ZM19 157H20V156H19ZM47 157H48V156H47ZM47 157H46V159H47ZM79 157H80V159H81V154L78 156L77 159H79ZM13 158H12V159H13ZM15 158H16V157H15ZM24 158H25V157H24ZM28 158H26V161H27ZM10 159H11V158H10ZM10 159H9V160L7 159V161H10ZM12 159H11V160H12ZM17 159H18V158H16V161H18L20 158H19L18 160H17ZM22 159H23V157H22ZM29 159H28L27 162L30 161ZM47 160H48V159H47ZM5 161H6V160H5ZM5 161H4V162H5ZM7 161H6V162H7ZM13 161H14V160H13ZM24 161H25V159H24ZM24 161H23V162H24ZM31 161H30V162H31ZM45 161H46V160H45ZM6 162H5L4 164H8V162H7V163H6ZM18 162H21V163H19V166H20V165L22 164L21 159H20V161H18ZM46 162H47V161H46ZM10 163H11V161H10ZM13 163H14V162H13ZM190 163H191V161H186V163L183 164V167H184V168H186V167L188 168V165L190 166ZM4 164H3V165H4ZM14 164H15V163H14ZM23 164H25V163H23ZM23 164H22V165H23ZM27 164H28V163H27ZM27 164L25 165V170H24V169H21V172H22L23 170L26 171V169H28V170H27L28 173L32 174L33 171H29V170H32V168H33L34 166L41 165V164H38V165L35 164L31 169H29V168H30L29 165H31V164H29V165H27ZM3 165H2V166H3ZM9 165H10V164H9ZM32 165H33V164H32ZM14 166H15V165H14ZM17 166H18V163H17ZM27 166H28V167H27ZM44 166H46V163H45ZM6 167H7V165H6ZM10 167H13V166H10ZM21 167H22V166H21ZM41 167H43V166L41 165ZM8 168H9V167H8ZM13 168H15V169H14V171H15V170H16V167H13ZM13 168H12V169L10 168V169L13 170ZM23 168H24V167H23ZM35 168H36V169H37V168L40 169V166H39V167H35ZM35 168H34V169H35ZM43 168H44V167H43ZM46 168H48V169L50 168V169H51V167H48V165L46 166ZM46 168H44V169H46ZM0 169H1V167H0ZM5 169H6V168H5ZM5 169H4V167H3V170H5ZM36 169H35V170H36ZM41 169H42V168H41ZM48 169H47V171H46V170H45V171H46L47 174H48V173H49V174L47 175V174L44 173V174L47 175V176H49L50 173L52 174V171H51V172H50V171L48 172ZM53 169H55V168H53ZM8 170H9V169H8ZM35 170H34V171H35ZM9 171H10V170H9ZM9 171H8V172H9ZM41 171H43V169H42ZM53 171H55V170H53ZM6 172H7V169H6ZM16 172H17V171H16ZM31 172H32V173H31ZM39 172H40V170H39ZM55 172H56V171H55ZM2 173H3L2 175L5 177V180H4L5 182L3 181L4 177H3V179H1V177H0V179L3 181V182L0 181L1 186H2V184H3V186H7L6 188H8L9 181L6 180V177H7V179H8V178H11V176H12L13 174L9 177V176L7 175V174H9V173L6 174L5 171H2ZM4 173H5V175H7V176H5ZM10 173H11V172H10ZM13 173H14V172H13ZM22 173H24V172H22ZM22 173L19 174V175L22 176ZM28 173H25V174L27 175ZM34 173H35V172H34ZM36 173H38V172H36ZM36 173H35V174H36ZM42 173H43V172H40V174H42ZM0 174H1V171H0ZM14 174H15V173H14ZM35 174H32V175H31V179H32V177H34ZM44 174H43V175H44ZM57 174H58V173H57ZM9 175H10V174H9ZM17 175H18V173H17ZM17 175H15V176H17ZM28 175H29V174H28ZM28 175H27V176H28ZM36 175H38V174H36ZM36 175H35V176H36ZM43 175H42V176L38 175V176H39V177H43ZM0 176H1V175H0ZM13 176H14V175H13ZM23 176H24V174H23ZM27 176H26V178H27ZM51 176H53V174H52ZM17 177H18V176H17ZM39 177H37V179H38ZM54 177H55V175H54ZM173 177H174V176H173ZM14 178H16V177H14ZM19 178H20V177H19ZM28 178H29V177H28ZM43 178H44V177H43ZM50 178H52V177H50ZM145 178H146V177H145ZM148 178H150V176H149ZM11 179H12V178H11ZM17 179H18V178H17ZM17 179H16V180H17ZM20 179H21V178H20ZM20 179H19V180H20ZM22 179H24V178H22ZM22 179H21V180H22ZM31 179H30V180H28V179L26 180V179H25L26 182H24V181L22 180L23 182H20V181H19L18 183H21L22 185H23V183H25L24 186H26V183H27V185H28V182H27V181H30V182L33 181V182L35 183V185H36L35 180H33V179L31 180ZM34 179H35V177H34ZM58 179H59V177H58V175H57V180H58ZM146 179H147V178H146ZM146 179H145V180H146ZM166 179H167V178H166ZM173 179H174V181L172 180V181L170 182V186H171L172 189L169 188L170 186H169V187H166L167 189L164 187L166 190H163V188H162L163 191L160 190V192L162 191V193H161V194H160V193L157 194L158 196H159V195L162 196V197L159 196V198H160L161 201H162V200H163V201H166L168 198H169V199H168L169 201H170V199H171L170 202H173V200H174V202L171 204L172 206L169 205V208H170V209L168 208L169 210H167L168 212L166 211L164 217H166V214H168V213H172L171 215L173 216V215H174L179 209L182 208L181 205H182V203H183V201H182L183 199L181 198L180 201H178V198H179L178 181L176 180V178H173ZM40 180H41V179H40ZM57 180H55V181H56L55 186L58 187L57 183H58L59 180H58V181H57ZM72 180H73V179H72ZM149 180L151 181V179H148V180H147V181H148L147 184L149 183ZM17 181H18V180H17ZM69 181H70V182H69L70 185H68V187L70 188V191H71L70 193H72V189H74L75 187L72 186V185H74V184H71V180H70V179H69ZM93 181H94V179H93V180L91 181V183H90V188H91V192L94 193V192L96 191L97 188H96V185L94 184L95 181H94V182H93ZM167 181H168V180H167ZM10 182H11V181H10ZM13 182H14V181H13ZM30 182H29V183H30ZM38 182H39V179H38L37 183H38ZM50 182H51V181H50ZM53 182H54V180H53ZM72 182H74V181H72ZM80 182H81V181H80ZM11 183H12V182H11ZM11 183H10V184H11ZM138 183H141V182H137V184H138ZM145 183H146V182H145ZM159 183H160V181H159ZM159 183H158V184L156 183V185L159 186ZM5 184H6V185H5ZM10 184H9V185H10ZM32 184H33V183H32ZM47 184H48V183H45V187H46ZM77 184H78V183H77ZM92 184H93V185H92ZM161 184H164V182H163V183L161 182ZM165 184H166V183H165ZM165 184H164V185H165ZM15 185H16V184H15ZM33 185H34V184H33ZM35 185H34V186H35ZM43 185H44V184H43ZM1 186H0V188L3 187V186H2V187H1ZM24 186L19 187V191H18V190H17V192L14 191V194H12V193L10 192V191H12V189L9 188L10 191H8V190H9V189H8V190H7L8 192H7V193L5 192L8 196H7L6 194L1 195V194H3L2 192L4 191V190H2V189H3V188H2V189H1L2 192L0 191V192H1L0 196H2V197H4V198H2V197H0V198H2V199L5 200V197L7 196V199H8V197H9L10 194L13 195V196L10 195V197H9L10 199H15V200H16V199H19V198L22 199L23 197H25L24 200L28 201V202H26V204L29 205L30 207H31V206L33 207L34 205L31 204V203H32L31 201H30L31 203H29V200L31 199V198H30V196H31L30 193H32V191H33L34 188H33V187H31V188H33V189L29 188V186H31L30 184H29V186H26V187H25L26 189L29 188L30 190H32V191L30 192V191L25 190ZM47 186H48V185H47ZM135 186H136V185H135ZM162 186H163V185H162ZM11 187L13 188V185H12ZM16 187H17V186H16ZM16 187L14 186V188H16ZM22 187L24 188V190H23ZM43 187H44V186H43ZM45 187H44V189H45ZM52 187H53V186H52ZM71 187H74V188L71 189ZM133 187H134V186H133ZM20 188H22V189L20 190ZM46 188H47V189H51L50 187H49V188L46 187ZM53 188H54V187H53ZM160 188H161V187H160ZM4 189H5V188H4ZM17 189H18V187H17ZM59 189H60V188H59ZM66 189H67V188L65 187V190H66ZM170 189H171V190H170ZM22 190H23V191H22ZM45 190H46V189H45ZM65 190H64V191H65ZM67 190H68V189H67ZM92 190H93V191H92ZM131 190H132V189H131ZM167 190L169 191V193H168ZM182 190H183V189H182ZM20 191H21V192H20ZM24 191H27V193L30 192V193H28L30 196H29V195H26V193H25ZM46 191L49 192V190H46ZM50 191H51V190H50ZM55 191H56L55 189H54V191H53V189H52V192H53V193H54ZM57 191H58V188H57ZM57 191L55 192L56 195H57ZM158 191H159V190H158ZM158 191H157V193H158ZM185 191H186V190H184V191H182V192H185ZM9 192H10V193H9ZM52 192H51V193H52ZM65 192H66V191H65ZM131 192H132V191H131ZM166 192H167V193H166ZM46 193H47V192H46ZM68 193H69V192H68ZM70 193H69V194H70ZM32 194H34V192H33ZM47 194H48L49 199L52 198L53 195H55V194H53V195L51 194V197H50V196H49L50 193H47ZM58 194H60V191L58 192ZM61 194H62V193H61ZM63 194H67V192H66V193H63ZM132 194H133L132 199H134V200H136V199L142 200V199L145 198V197H144V198H139L140 196L137 198V197H136V193H133V192H132ZM134 194H135V196H134ZM67 195H68V194H67ZM148 195H149V194H148ZM11 196H12V197H11ZM26 196H27V199H28V200L26 199ZM28 196H29V197H28ZM33 196H34V195H32L31 197H33ZM137 196H138V195H137ZM145 196H146V195H145ZM62 197H63V195H61V196H60V195L57 196L58 199H59V198L61 199ZM69 197H70V196H69ZM77 197H79V196L77 195ZM148 197H149V196H148ZM156 197H157V196L155 195L154 198H155V200L157 201V198H156ZM163 197H165V198H163ZM171 197H172V198H171ZM64 198H65V197H64ZM108 198H109V197H108ZM108 198H107V199H108ZM150 198H152V197H150ZM154 198H153V199H154ZM7 199H6V200H7ZM58 199H57L56 203H57V202H58V203L60 202V199H59V201H58ZM109 199H111V198H109ZM109 199H108V200H109ZM8 200H9V199H8ZM15 200H14V201L10 200V201H12L11 203H14ZM24 200H22V203H23ZM31 200H33V204H34V202H35L34 199H31ZM53 200H54V199H53ZM61 200H63V199H61ZM147 200H148V199H147ZM150 200H151V199H150ZM155 200H151V201H154V203H155ZM158 200H159V199H158ZM63 201H65V203L67 202V205L69 206V204H68V203H69V202H68L69 200L64 199ZM161 201H159V202H161ZM163 201H162V202H163ZM6 202H7V201H6ZM18 202H19V201H18ZM18 202H17V203H18ZM50 202H51V201H50ZM53 202H55V201H53ZM92 202H93V200H92ZM159 202H157L156 204H158ZM28 203H29V204H28ZM56 203H55V204H56ZM58 203H57V204H58ZM61 203H64V202H61ZM61 203H59V205H60ZM99 203H100V201H99ZM108 203H110V202L108 201ZM26 204H25V205H26ZM51 205H52L53 207H55L54 203L51 204ZM97 205H98V204H97ZM100 205H101V204H100ZM103 205L105 206V202L103 203ZM110 205H112V201H111ZM110 205H109L108 207H111ZM29 206H27V207L30 208ZM65 206H66V205H65ZM68 206H67V207H68ZM104 206H103V207H104ZM106 206H107V204H106ZM174 206H175L176 208H175ZM180 206H181V207H180ZM25 207H26V206H25ZM57 207H58V206H56V207L54 208L56 212H57V210H56ZM60 207H61V205L59 206V208H60ZM103 207H102V208H103ZM139 207H140V206H139ZM172 207H173V208H172ZM28 208H27L26 211H28ZM34 208H35V206H34ZM61 208H65V207H61ZM81 208H82V205H81V207H80V205H79V207H78V210H80L79 212L82 211ZM5 209H6V207H5ZM25 209H26V208H25ZM65 209H66V212H67L68 209H67V208H65ZM104 209L107 210L106 207H105ZM108 209H109V208H108ZM138 209H139V208H138ZM177 209H178V210H177ZM32 210H33V209H32ZM32 210H31V211H32ZM35 210H36V209H35ZM59 210H60V209H59ZM94 210H96V209H94ZM0 211H1V212H0V213H1V214H0L1 217H4L5 215L7 216L6 213L4 214V216H2V213H3L2 211H3V210L1 209ZM31 211H30V212H31ZM4 212H5V211H4ZM28 212H29V211H28ZM28 212H27V213H28ZM30 212H29V213H30ZM33 212H35V211H33ZM33 212H32V214H33V216H34L35 213H33ZM58 212H60V211H58ZM63 212H64V210H63ZM63 212H60L62 218H63L64 214H66V212H64V214H63ZM69 212H72V211H71V208H70V211H68V214H69ZM79 212H78V213H79ZM27 213H26V214H27ZM60 213H59V214H60ZM82 213H83V212H82ZM57 214H58V213H57ZM72 214H73V212H72ZM79 214H80V213H79ZM263 214H264V213H263ZM263 214L261 213L260 216L262 215V217H264ZM28 215H29V214H28ZM28 215H25V216H26V217H25L26 219L31 217V215H30V217H27ZM36 215H37V213H36ZM73 215H74V214H73ZM171 215H170V216H171ZM58 216H59V215H58ZM75 216H76V215H75ZM78 216H80V215H77V217H78ZM258 216H259V215H258ZM260 216H259V217H260ZM1 217H0V218H1ZM34 217H37V220H39V221H40V219H41V216H39V214H38L37 216H34ZM39 217H40V218H39ZM71 217H72L71 213H70V217H67V214H66V218H67V219H69V218L71 219ZM77 217H75V218H76L75 221H76V220H79L80 222H79V221H76V222H75V221L73 220V218L71 219V220H73V223H76V225L74 224V226H78V227H80V226H87V228L83 227L84 230H85V229H86V230L89 229L88 226H90L92 223L89 222V221H87V220H86L87 218H85V217H83V216H82V217H83L82 219H80V218L77 219ZM134 217H135V216H134ZM136 217H138L137 220H138V219L140 220L139 216H136ZM4 218H5V217H4ZM4 218H2V219H4ZM38 218H39V219H38ZM64 218H65V217H64ZM66 218H65V219H66ZM256 218H257V219H256ZM256 218L254 217L255 220H258V219H259L257 216H256ZM260 218H261V217H260ZM31 219H32V222H31V220L28 221V219L26 220V222H27V221H28L29 223L31 222V226H32L33 229L31 228L30 225H28L29 223H27V226H28V227L30 226L29 229H32V230H33L32 233L38 231V229H39V228L37 227V226H39V224H37V222H38V223H41V224H40V225H41V230H43V232H44V230H45V232H48L49 235H50V236H48V237H50V238H49L50 240L47 239V240H49V241L46 240V241L44 242V241H42L41 238H43V237L46 238V236H42V237L40 236L41 238L39 239V238H37V237H39V235H37V234H38L40 231H38L37 234L34 233V236H37L36 238L39 239V240H41L40 242H41L42 244H41L40 242H39V243L43 246V247H42V250H41V248H38V249H37V248H36L37 245H36V246L31 245V244H34V243H32V241H31V240H34V239H31V240H30V241H31V244H30V245L27 243V244L29 245V246L27 247V250L30 249V251H28V252H29V253L31 252L30 254L27 253V254H28L27 256L30 257V258L32 257V259H35V258H37V257L42 258V262H41L40 259H37V261H36V260H32V259H30L29 262H28L27 260H28L29 258H27V259L24 258V260H23V257H25V255H23V257H21L20 255H19V256L17 255V257H15V256H16V254H15L16 252H13V253H14V256H13V253H12V257H14V258L11 257L12 259H9L10 263H11V261L16 260L17 263L20 261L18 264H34V261H36L35 264H39V263H40V264H162V258H161V256H162V252L164 251L163 253H165V252L168 251V250H166V251L163 250V248H165V246L167 245V243H164V240H163V239H164V237H163V233H164V232H163V230H164V220H163V219H164V218L160 221L161 223H157V222L155 221V222H156V224H155L156 227H155L153 230H155V229L157 228V226H159L157 230H160V229H161L160 231L155 230V231H151V233H150V231H146V229H144V226H142L143 229H142L141 227L137 228V229H138L137 232H136L137 229H135V230H134V229H133V230H130V234H131V235H129L128 238H130V236H133L134 233H135V235H134L135 237H136L137 235H139V233H140L139 237H141V234L144 235V236L146 235L145 237L142 236V239H143V237H144V238H146L147 236L149 237V235H150V234L152 235V233H155V235L158 237L157 240H156V238H153L155 235H154V236L152 235V237H151V235H150V237H151L150 240H148L149 238L147 237L148 239L146 238V241H145V242H144L145 239H143V240H142L141 238L138 239L139 241L142 240V242H141L142 245H141V244L139 243V241L137 240L138 236H137V238L134 239L136 242L138 241L137 243L135 242V244H134V240L132 239V237H131L132 240H131V239H130V240H131L133 243H130V242H129L130 240H129L128 238H127V240H125L126 238H124V237H126L127 235H126L125 233H120V232H119V229H118L116 226H112L111 228L113 229V231L110 232V233H112V234L109 233L110 236L112 235V239H110V238L108 239V237H103V236H98V237L95 236L96 238H93V240H92V239H91V238H92L91 234H92V231H93L94 229L92 228L93 225H91L90 228H92L93 230H91V231L89 230V231H88V232H90V235H89V236H90L91 238H88V237H89V236H88L89 233H87V236H86V237L88 238V240H86L87 238H84V237H85V234H83V236H82L81 234L78 236V235H76L77 233H74L75 230H78V229H80V228L77 227V229H74V230L72 229V230H70V228H71L70 226H71V224H73V223H71V224L69 223L70 225H68V223L66 224V222H65V223H63V225H61V222H60L61 220L58 219V220H59V221H58V220L55 219V218H54L55 220H54V219L51 220L50 218H49V219L47 218V219L49 220V221H48V220L46 219V217H45L46 220H45L44 218H42V219H41V222H39V221L36 222V224H37V226H36V224L34 225V223H33V222H34L33 220H35V219H33V217H32ZM60 219H61V218H60ZM153 219H154V217H153ZM42 220H45V221H48V222L45 223V221L43 222ZM50 220H51V221H50ZM56 220H57V221H56ZM82 220L85 222L84 225H82V222H81ZM137 220H136V221H137ZM154 220H155V219H154ZM255 220H252V222L255 221ZM0 221L2 222L3 220L0 219ZM62 221H64V220H62ZM69 221H70V220H69ZM131 221H132V223H133V220H131ZM131 221H130V222H125L124 224L126 225L127 223H131ZM42 222H43V223H42ZM67 222H68V220H67ZM70 222H72V221H70ZM137 222H138V221H137ZM137 222H136V223H137ZM158 222H159V221H158ZM252 222H250L249 225H250ZM90 223H91V224H90ZM118 223H119V222H118ZM134 223H135V221H134ZM134 223H133V224H134ZM138 223H139V222H138ZM64 224H65V225H64ZM121 224L123 225V223H121V222H120L119 226H118V224H115V225H117L119 228H122L123 226H125V225L122 226ZM67 225H68L70 228H69ZM120 225H121L122 227H120ZM136 225H137V224H135V227H136ZM249 225H248V226H249ZM35 226L37 227V229L35 228ZM60 226H61V227H60ZM62 226H63V227L65 226V227L63 228ZM72 226H73V225H72ZM74 226H73V227H74ZM126 226H127V225H126ZM126 226L124 227L125 230H127V228H128V227L126 228ZM130 226H132V225H130ZM248 226H247V227H248ZM73 227H72V228H73ZM113 227L117 228V230H118V232H119L120 234H119L118 232H116V233H117L119 236L123 237L124 240H120V242L118 241L117 243H115L116 241L114 240L113 236H114V235L116 236V234H114V233H115V231H114L115 228H113ZM133 227H134V226H133ZM133 227H131V228H133ZM146 227H149V226L147 225ZM10 228H11V231H10V232H7V230L5 229L6 233H9V234H10V237L7 236V234H6V235H3L2 237H4V238H1L2 240H3V239L8 240L7 238H11V235H13V233H11V232H13V231H12V227H10ZM10 228H7V229L10 230ZM34 228H35L36 230H35ZM66 228H68V229H66ZM74 228H75V227H74ZM81 228H82V227H81ZM124 228H123V229H120V231L123 232V231H124ZM129 228H130V227H129ZM129 228H128V229H129ZM64 229H66V232L63 233V231H65ZM139 229H140V231H139ZM141 229H142L143 231H141ZM61 230H62V231H61ZM82 230H83V229H82ZM82 230H81V233H82ZM84 230H83V232H84ZM86 230H85V231H86ZM115 230H116V229H115ZM117 230H116V231H117ZM122 230H123V231H122ZM144 230H145V232H144ZM149 230H150V229H149ZM245 230H246V228H243L242 232L245 231ZM73 231H74V232H73ZM79 231H80V230H79ZM79 231H78V232H79ZM133 231H135V232H133ZM156 231H157L159 234H156V233H157ZM43 232L41 231L39 234H40V235H43V234H41V233H43ZM76 232H77V231H76ZM124 232H128V231H124ZM147 232L149 233V235H147V234H148ZM160 232H161V233H160ZM32 233H31V235H32ZM48 233H47L46 235H48ZM136 233H137V234H136ZM143 233H144V234H143ZM4 234H5V232H4ZM35 234H36V235H35ZM44 234H45V233H44ZM78 234H79V233H78ZM123 234H125V235H123ZM128 234H129V232H128ZM160 234H161V235H160ZM118 235H117V236H118ZM5 236H6V237H5ZM32 236H33V235H32ZM34 236H33V237H34ZM115 236H114V237H115ZM156 236H155V237H156ZM159 236H161V237H159ZM237 236H238V235H237ZM34 238H35V237H34ZM43 239H44V238H43ZM90 239H91V240H90ZM152 239H154V240H152ZM158 239H159V240H158ZM39 240H38V241H39ZM89 240H90V242H89ZM112 240H113V241H112ZM3 241H5V240H3ZM35 241H36V240H35ZM35 241H34V242H35ZM87 241H88V242H87ZM149 241H152V242L149 243ZM154 241H155V242H154ZM161 241H162V242H161ZM36 242H37V241H36ZM46 242H47V243H46ZM124 242H125V243H124ZM146 242H147V243H146ZM121 243H122V244H121ZM46 244H47V245H46ZM129 244H130V245H129ZM133 244H134V246H132ZM153 244H154V245H153ZM135 245H136V247H135ZM144 245H145V247H144ZM30 246H31V248H29ZM33 246H34V247H33ZM131 246H132V247H131ZM163 246H164V247H163ZM37 247H39V245H38ZM133 247H134V248H133ZM137 247H138V248H137ZM143 248H144V249H143ZM169 248H170V247H169ZM139 249H140V250H139ZM166 249H168V247H167ZM27 250H26V251H27ZM145 250H146V251H145ZM141 251H142V252H141ZM23 252H24V251H22V253H23ZM17 253H18V252H17ZM222 253L225 255L224 252H222ZM222 253L219 254L218 256L214 257L213 260L210 261V264H212L213 262H216V261H218V263L222 264V263L219 261L220 258H221V259L223 258V254H222ZM18 254H20V252H19ZM33 254H34L35 256H37V257H34V258H33V256H34ZM9 256H11V253L9 254ZM18 257H21V258H18ZM9 258H10V257H9ZM15 258H16V259H15ZM44 258H45V259H44ZM19 259H20V260H19ZM25 259H26V260H25ZM200 259H201L200 255H199V254H196V255H195V263L197 264V263L199 262ZM0 260H2V261H0V264H7V262L5 263L4 259H0ZM21 260H22V261H21ZM38 260H40V261H38ZM215 260H216V261H215ZM16 261H14V264H15ZM30 261H31V262H30ZM44 261H45V262H44ZM32 262H33V263H32ZM10 263H9V264H10ZM17 263H16V264H17ZM11 264H12V263H11ZM208 264H209V263H208ZM213 264H214V263H213Z\"/></svg>","mask_w":264,"mask_h":264}]
</instances>
